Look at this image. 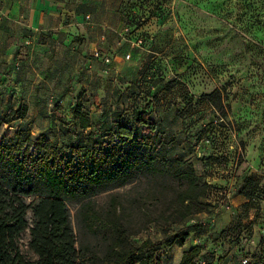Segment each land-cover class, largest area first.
Segmentation results:
<instances>
[{
  "label": "rangeland",
  "instance_id": "obj_1",
  "mask_svg": "<svg viewBox=\"0 0 264 264\" xmlns=\"http://www.w3.org/2000/svg\"><path fill=\"white\" fill-rule=\"evenodd\" d=\"M4 1L18 9L10 25L0 20V110L26 104L27 113L2 125L0 138L22 126L59 147L73 132L85 144L103 140L118 116L147 108L159 135L175 139L210 185L204 211L190 222L196 242L214 250L216 264H248L246 254L264 250V0H0L1 18L9 16ZM36 3L44 22L33 27ZM77 106L90 127H79ZM245 177L256 184L251 198L240 193ZM174 186L139 176L91 201L134 242H160L163 264H177L183 248H165L163 237L171 240L183 222L155 219ZM68 208L82 255L77 264H89L113 234L87 231L78 205ZM27 238L25 231L19 242L32 256Z\"/></svg>",
  "mask_w": 264,
  "mask_h": 264
},
{
  "label": "trees",
  "instance_id": "obj_2",
  "mask_svg": "<svg viewBox=\"0 0 264 264\" xmlns=\"http://www.w3.org/2000/svg\"><path fill=\"white\" fill-rule=\"evenodd\" d=\"M26 113V104L0 110V128L23 119ZM74 116L80 128L92 125L79 106ZM99 131L96 127L86 137L91 139ZM72 135L73 141L61 147L44 133L33 137L30 129L22 126L12 137L0 138V264H77L82 255L70 221L71 202L78 205V221L87 231L104 229L113 234L101 254L89 256V264H163L160 242L150 238L134 242L118 219L103 217L95 209L91 198L139 176L176 184L167 206L155 216L164 223L183 222L171 240L163 237L164 247L170 248L174 244L182 246L195 231L190 222L204 211L203 199L210 185L180 154L175 139L159 135L147 108L133 109L129 118H115L103 140L84 144L81 134ZM243 182L240 193L251 198L256 184L251 177H245ZM25 231L26 251L32 256L22 250L19 242ZM213 251L195 244L182 250L177 264H216ZM246 257L248 264H264L263 249Z\"/></svg>",
  "mask_w": 264,
  "mask_h": 264
},
{
  "label": "crops",
  "instance_id": "obj_3",
  "mask_svg": "<svg viewBox=\"0 0 264 264\" xmlns=\"http://www.w3.org/2000/svg\"><path fill=\"white\" fill-rule=\"evenodd\" d=\"M1 8H2V11L3 12H5V14H9V13H12V14H14V13H16V11H17V9H18V6H17V4L14 2V1H9V2H2V4H1ZM37 9H40L39 8V6L37 5V3H36V5L33 7V9H31V15H30V25L31 26H33V27H36V26H39V25H41V23H43L44 21H43V19L41 18V16H39L38 15V10ZM0 20H2V22L4 23V24H7V25H10L12 22H10V21H15L14 20V17H12L10 14H9V16L7 17V18H1L0 17ZM6 20H8V21H6ZM6 32V34H8L9 36H11V34L12 33H10L11 32V30L10 29H8L7 31H5ZM13 36H16L15 34L13 35ZM18 36H19V33H18ZM192 221H194V220H192ZM195 231H192L191 233H190V235H189V237L185 240V242H184V244L182 245V246H180V245H178V246H180V247H182L183 249L184 248H188V247H191V246H193V245H195V244H199L198 242H196V241H200V236H198V238H194V237H196V235H195V233H194ZM191 239V240H193L194 241V243L193 244H191V245H189V246H185V243H186V241L188 240V239ZM194 238V239H193ZM196 242V243H195Z\"/></svg>",
  "mask_w": 264,
  "mask_h": 264
},
{
  "label": "built area",
  "instance_id": "obj_4",
  "mask_svg": "<svg viewBox=\"0 0 264 264\" xmlns=\"http://www.w3.org/2000/svg\"><path fill=\"white\" fill-rule=\"evenodd\" d=\"M242 262H243V263H247L248 260H247V259H243Z\"/></svg>",
  "mask_w": 264,
  "mask_h": 264
}]
</instances>
